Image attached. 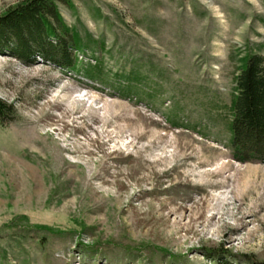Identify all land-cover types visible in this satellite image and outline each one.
<instances>
[{
    "label": "rangeland",
    "instance_id": "1",
    "mask_svg": "<svg viewBox=\"0 0 264 264\" xmlns=\"http://www.w3.org/2000/svg\"><path fill=\"white\" fill-rule=\"evenodd\" d=\"M70 1L79 73L0 50V264H264V163L226 147L264 1Z\"/></svg>",
    "mask_w": 264,
    "mask_h": 264
},
{
    "label": "trees",
    "instance_id": "2",
    "mask_svg": "<svg viewBox=\"0 0 264 264\" xmlns=\"http://www.w3.org/2000/svg\"><path fill=\"white\" fill-rule=\"evenodd\" d=\"M58 4L71 6V1L21 0L8 7L0 14V50L22 62L37 57L53 62L67 73H79L77 56H85V44L77 31L66 25ZM87 42L94 41L87 36ZM261 46L264 49V43ZM238 63L234 95L228 107L231 119L227 123L226 147L239 162L264 163V54L245 52ZM81 74L89 81H100L104 76L102 64L86 67ZM118 93L128 99L136 98L129 90ZM12 115V107L0 100V123L10 120ZM169 122L176 125L173 120Z\"/></svg>",
    "mask_w": 264,
    "mask_h": 264
},
{
    "label": "bare ground",
    "instance_id": "3",
    "mask_svg": "<svg viewBox=\"0 0 264 264\" xmlns=\"http://www.w3.org/2000/svg\"><path fill=\"white\" fill-rule=\"evenodd\" d=\"M72 101H73V102H72V105H71V106H72V109H73V108H75L74 105L76 104V102H77L78 100H76V101H75V100H72Z\"/></svg>",
    "mask_w": 264,
    "mask_h": 264
},
{
    "label": "built area",
    "instance_id": "4",
    "mask_svg": "<svg viewBox=\"0 0 264 264\" xmlns=\"http://www.w3.org/2000/svg\"><path fill=\"white\" fill-rule=\"evenodd\" d=\"M79 56V55H78Z\"/></svg>",
    "mask_w": 264,
    "mask_h": 264
}]
</instances>
